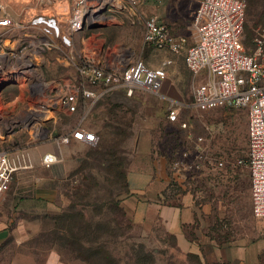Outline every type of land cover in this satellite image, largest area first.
<instances>
[{"label": "rangeland", "instance_id": "obj_1", "mask_svg": "<svg viewBox=\"0 0 264 264\" xmlns=\"http://www.w3.org/2000/svg\"><path fill=\"white\" fill-rule=\"evenodd\" d=\"M199 1L139 0L143 14H138L136 20L140 24L130 26L127 20L122 19L118 24L111 23L98 28L95 34L105 44L132 47L142 60L156 67L168 55L153 49L141 51L143 16L156 17L174 35L185 38L187 44L192 45L193 15ZM244 1L246 24L243 43L249 48L247 42L250 36L264 23V0ZM169 17L175 22L170 23ZM76 40L75 48L79 51L80 41ZM55 55H49V64L43 68L47 79L69 75L65 68L57 64ZM169 68L168 81L164 84L167 93L175 98L191 101L192 90L201 82V77L189 72L181 59ZM7 92L9 97L6 100L10 101L18 95V88H9ZM166 108V102L151 94L139 93L132 98L116 94L95 104L83 126L97 133L106 145H113L120 160L119 170L124 174L128 171L141 137L149 140L154 150L163 152L166 156L188 148L192 139L202 137L208 157L221 162L222 166L212 167L209 162H205V166L209 167L204 176L207 183L204 190L207 208L201 214L202 223H199L197 231L201 237H197L195 232L193 237L199 245L205 247L211 243L210 240L218 243V238L222 242L220 237H226L227 247L235 248L236 251L239 248L248 249L251 256L247 264H264V219H256L251 212L250 178L246 164V110L217 108L206 112H184L180 120H188L190 123V130L187 132L168 123ZM78 120L79 115L61 116L54 128L57 132L64 133L73 129ZM47 127L50 128L51 125L48 124ZM117 131H122V134H117ZM12 146L31 150V168L15 177L9 191L1 195L0 199L4 196L7 200L12 198L17 206L22 205L24 208L13 211L16 218L14 225L19 219L29 220L36 225L39 235L31 239L29 245L38 250L35 256L39 260L53 251L62 264H102L103 261L95 262L96 260L85 263L81 258L76 259V254H73V251H78L77 255L84 260L89 258L90 248L98 247L103 256L108 254L114 264H194V259L186 257V252L180 250L160 226L136 222L130 217L123 219L106 209L100 213L99 207H86L81 203L76 207L82 217L80 232L75 233L80 238L82 236V240L78 246L71 245L68 243L69 235L63 234L58 221L69 205L67 196L74 192L75 187L85 185L83 177L90 176L95 180V185L91 188L89 204L96 202L100 206L110 196L122 198L123 184L117 180L119 178H114L116 173L113 166L88 158L94 149L87 145L73 142L68 147L53 148L48 144L31 141L23 131L18 132L12 142L4 147ZM52 150L60 155V162L51 168L42 167V155ZM40 192H45L47 201L37 200L35 195ZM49 192L52 193L50 197ZM90 225L97 228L94 240L88 231Z\"/></svg>", "mask_w": 264, "mask_h": 264}, {"label": "built area", "instance_id": "obj_2", "mask_svg": "<svg viewBox=\"0 0 264 264\" xmlns=\"http://www.w3.org/2000/svg\"><path fill=\"white\" fill-rule=\"evenodd\" d=\"M72 4L67 18L68 33H63L54 17L36 16L29 21L39 37L16 45L0 35V196L7 193L14 178L31 168L30 149L20 146L5 148L18 132H26L33 142L68 147L77 142L94 146L98 137L83 123L92 107L115 89H122L127 97L134 92L160 96L166 79L163 67L150 69L142 60L124 69L106 70L93 57L76 66L77 83H60L57 87L37 76V66L46 51L56 48V40L65 47L72 45L71 35L104 18L109 7L120 0H69ZM131 14L137 17L139 0H127ZM3 12L0 27L8 31L20 30L24 24ZM246 3L244 0H200L193 16V43L185 51L184 62L195 76L203 74L204 81L192 90L188 111L206 112L217 108H243L247 113L248 153L246 164L250 178L251 212L256 219H264V24L255 30L251 43H243ZM143 45L171 54L181 52L185 40L172 36L156 17L142 19ZM169 62H167L168 64ZM165 66V65H164ZM10 85L24 88L23 112L8 109L4 91ZM47 92V93H46ZM178 103L170 101L167 121L178 123L189 131L188 120L181 121ZM60 115H79L73 129L64 133L55 130ZM50 124L51 127H47ZM192 138H190L191 140ZM204 139H192L189 147L179 152L172 162L175 172L192 173L211 162ZM60 162L56 151L45 152L41 166L51 168ZM218 167L221 162H216Z\"/></svg>", "mask_w": 264, "mask_h": 264}, {"label": "crops", "instance_id": "obj_3", "mask_svg": "<svg viewBox=\"0 0 264 264\" xmlns=\"http://www.w3.org/2000/svg\"><path fill=\"white\" fill-rule=\"evenodd\" d=\"M117 4L115 7H109L105 10L102 21L94 25L98 28L105 27L111 23L118 24L122 19L127 20L130 26L140 24L136 20V17L132 16L130 5L126 0L117 1ZM0 7H4L5 13L12 19L18 20L25 25L23 29L13 31H8V29L0 27V35L7 41L11 40L15 45L17 43L23 45L31 42V37H39L34 29L27 26L32 18L39 15L56 18L63 33H68L67 18L70 16L72 9V4L69 0H0ZM138 10L139 13L142 12L143 14L142 8L138 7ZM2 15L3 12L0 11V18ZM148 17L154 16H143V18ZM158 21L167 27L172 36L185 40L183 50L177 54H171L166 51L157 50L151 45H143L141 39V51L144 49H153L154 51L162 52L164 55L167 54L169 56H166L159 66L154 67L146 63L130 46L124 44L108 45L103 43V41H99L97 34H95L98 28L91 30L86 26L81 31L71 35L72 45L70 47H65L59 40H56L57 47L46 51L41 57L39 65L37 66V76L43 82L57 87L60 83H77L79 77L76 73V66L80 65L84 59L90 57H93L96 62L100 63L108 71L124 69L128 64L142 60L150 69L160 67L165 69L167 76L160 89V96L157 97L161 101L166 102V111L170 105V101L178 103V110L181 116V114L188 111L185 109V105L191 103L192 98L191 101L175 98L167 93L168 90H166L164 84L168 81L169 67L176 61L181 59L186 68L184 62L185 51L190 45L187 44L185 38L174 35L166 24L160 20ZM168 21L170 23L175 22L171 17L168 18ZM82 34L85 35L82 36ZM76 39L80 41L79 51H76L75 48ZM51 54H56L57 64L65 68L69 72V75L55 79H47L44 76L43 68L46 64H49L48 57ZM167 62L169 63L167 64ZM200 77L201 81H204L203 74ZM13 87L18 88V95L13 99L10 98V101L6 100L7 107L9 111L15 114H21L23 112L22 103L24 102V88L22 85L8 86L3 90L4 98L7 99L9 97L7 91ZM139 93L143 92L136 91L132 97H135ZM116 94H122L127 97L124 90L115 89L102 99ZM165 156V153L154 150L149 140L141 137L136 153L127 171L129 196L122 202L126 213L136 222L160 226L165 234L175 237L177 246L184 252L200 253V249H204L205 254L211 255L217 260L238 262V264L249 263L251 253L246 248H239L237 251L230 246L214 248L211 245L212 242L205 247L188 240V237H191V231H194L197 237H201L197 234V231L199 230V223H202L201 214L205 208L198 205L194 196L190 193L177 195L176 199L172 196L173 192L169 189V183L171 181L170 174ZM49 193L48 196L50 197L52 193ZM164 196L169 198L168 201L171 202V205L163 203ZM35 197L40 202L48 200L45 192L36 193ZM5 198L6 196L0 199V264H62L59 256L53 251L48 253L46 258L42 256L40 260L38 256H35L38 250L31 247L32 245H29V241L39 235L36 225L29 222V220L23 219H19L14 225L16 218H14L13 211L24 210V208H22V205L17 206L14 203V199L9 198L7 200ZM30 218L31 216L28 217V219ZM254 261H256V255Z\"/></svg>", "mask_w": 264, "mask_h": 264}, {"label": "trees", "instance_id": "obj_4", "mask_svg": "<svg viewBox=\"0 0 264 264\" xmlns=\"http://www.w3.org/2000/svg\"><path fill=\"white\" fill-rule=\"evenodd\" d=\"M245 24H246V18H245V23H244V32H245ZM255 30L253 34L250 36L249 41L247 42V46L250 45L251 39L253 38ZM171 125H177L181 131H186V130H182L178 123H173ZM121 132L122 131H117L116 133L117 134L119 133L121 135L122 134ZM95 135L98 137V142L94 146H89L94 149V152L90 153L88 155V158L92 159V161L103 162V163L109 164V166L111 165L113 166V170L116 173L114 178L116 179L119 178L117 180H120L121 183L123 184L121 188L122 189L121 193L122 194L124 193L123 194L124 196L122 198H119V197L114 198L112 196L107 197V200L102 202L100 206H98L96 202H94L93 204H89L88 200L91 198V190H92L91 188L94 187L95 180L90 176L83 177V182H85V185L83 186L82 184H80L78 187H75L74 192H72L71 194L67 196L69 198V205L67 206V209L63 211V214L58 220L63 234L69 235L70 240L68 241V243H70L71 245L78 246V244L81 243V240H82V236L80 238V236L75 233V231L80 232V225L82 221L81 214L76 210V207L78 206L79 203L86 205V207H95V208L99 207L100 213L102 210L106 209L108 210V212H113V213L115 212L116 214L121 216V218L123 219H127V217H130L122 206L123 200L129 196V190H128V184H127V173L124 174L120 172L119 170V168H121L119 166L120 160H118L117 152L115 148L113 147V145H106V143L101 141V137L97 133H95ZM178 153L179 152H175L173 154L169 153L168 156H165L167 160L169 174H170L171 181L169 183V189L171 192H173L172 196L176 199L177 195H181L184 193H190L191 195L194 196L196 203H198V205H200L202 208H205L206 210L207 204L205 202V191L204 190H205V185H207V183H206V178H204V176H205V173L207 172L206 170H208L209 167L205 166L206 164L205 163L203 166V169L197 172H192V173L175 172L172 169V162L175 160V157L178 155ZM215 161L219 162L215 159H212V161L209 162L211 164L210 166L217 167ZM168 200L169 198L164 196L163 203L166 205H171V202ZM84 205H81V206L84 207ZM205 210L202 212V214L205 213ZM88 231H89V234L92 236V240L96 239L95 235L97 233V228L95 227V225L94 226L90 225L88 228ZM193 234H194V231H191L190 232L191 237L190 238L188 237V240L190 242L197 243L198 241L197 239L193 237ZM167 236H169L177 245L176 239L174 236H170V235H167ZM204 237L207 238L206 235H204ZM220 238L223 241L220 242L218 238V243H215L214 240H210V242L214 243L213 245L214 248L215 247L222 248L224 246L227 247V245H225L226 237H220ZM76 252L78 253V251ZM76 252L73 251V254L74 253L76 254V259L81 258V260L85 263L96 260L95 262L103 261L104 263L102 264H114V262L108 256V254H105L103 256L102 252L98 249V247H96L95 249L90 248L89 258H86L84 260L82 259V257H80V255H77ZM198 254L199 253H189V252L187 253L186 252V257L193 258L194 264H236V262H227V261L217 260L213 256L205 254L203 249H200V254L199 255Z\"/></svg>", "mask_w": 264, "mask_h": 264}, {"label": "water", "instance_id": "obj_5", "mask_svg": "<svg viewBox=\"0 0 264 264\" xmlns=\"http://www.w3.org/2000/svg\"><path fill=\"white\" fill-rule=\"evenodd\" d=\"M98 27L97 26H95V25H90V26H88V29H97ZM4 86H2L1 88H0V90L3 88Z\"/></svg>", "mask_w": 264, "mask_h": 264}]
</instances>
